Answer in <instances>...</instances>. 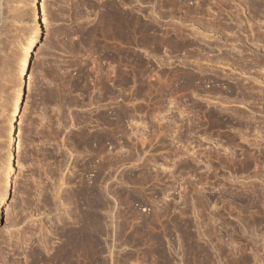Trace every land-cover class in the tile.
<instances>
[{"label":"rangeland","instance_id":"1","mask_svg":"<svg viewBox=\"0 0 264 264\" xmlns=\"http://www.w3.org/2000/svg\"><path fill=\"white\" fill-rule=\"evenodd\" d=\"M27 1L0 0V107ZM39 15L0 264L88 263L90 182L91 264H264V0H40ZM104 135L108 191L86 166Z\"/></svg>","mask_w":264,"mask_h":264},{"label":"bare ground","instance_id":"2","mask_svg":"<svg viewBox=\"0 0 264 264\" xmlns=\"http://www.w3.org/2000/svg\"><path fill=\"white\" fill-rule=\"evenodd\" d=\"M39 2L40 0H28L26 3H24V6H23L24 8H22V9H25V14L20 24V29L22 31V35L24 39L23 43L21 42L19 43L20 51L22 52V54L20 55L18 59L16 70L14 74L12 75L13 80H12V86L9 92L10 97L7 98L6 102L4 101L5 103L1 105L0 107V115L2 116V118H4L3 123L5 125L3 132L0 135V220L2 216V207L5 205V203L7 202L9 198L11 177L14 172L15 165H14L13 141L17 133V119L19 115L21 114V107L23 104V92H24V87H25V80L28 75V69H29L28 67H29L30 59H31L33 50L39 38V28H40ZM101 124L106 127L104 130L108 131L112 123H110V120L108 119H102ZM107 137L108 135H104V137H102L103 139L102 140L100 139L102 144L99 145V147L101 146V149L100 148L99 149H100L102 156L99 157V161L93 162L90 159L89 163L87 162L88 165H86L87 168L91 170L97 169V166H99L100 173L102 174L101 176L102 182L101 181L100 182L104 184L103 187L105 188V190H107V186L109 184L108 183L109 175H110V155L104 144V141L105 140L107 141ZM246 153H245L246 156H248L252 160L254 159L255 157L254 155L246 154ZM243 154H244V151H243ZM96 155H98V153L95 154V156ZM92 183L94 182H90L91 185H89L88 183V184H85L84 187H82L83 188L82 193L84 192L83 194H85L87 197L88 196L91 197L90 195H92L93 197V193H95L94 192L96 190V187L94 186L95 183L93 185ZM99 188L101 189V191H103L102 190L103 188L101 186ZM99 188L97 190H100ZM85 195L83 197H85ZM87 197L85 198L87 199ZM91 198L87 199V202L84 199L85 205H86L85 208H87V211H89V213H87L88 222L85 220L86 227L84 229V236L82 238L84 240V244H83L84 246L80 242L77 241L80 237L77 236V230H74L75 229L74 227H73L74 231L71 229L73 231L70 233L71 237L69 236L70 245L68 243V245L71 247L70 249L71 259L74 258L75 255L77 254L76 250L79 249L77 247L79 244H81V247L83 246L84 248H86L87 250L86 259L88 261V263L86 264H91L90 256H91L92 245H93V229L94 228L92 225V221L94 223V220L92 219L94 218V216L92 218L91 213L93 212H90V211H93L91 209L94 208L93 206L95 202H97V201L94 202L95 198H93L94 203H92ZM77 242L79 243L78 245H77ZM78 256L79 255H77V257ZM78 258H76L75 260H77ZM67 259L69 261V258ZM75 260L72 259V261L71 260L70 261L72 262V264L73 263L76 264L75 262H77L78 264V260L77 261Z\"/></svg>","mask_w":264,"mask_h":264}]
</instances>
